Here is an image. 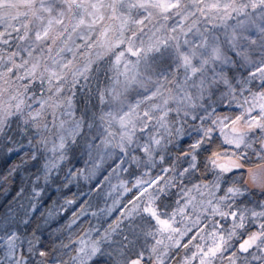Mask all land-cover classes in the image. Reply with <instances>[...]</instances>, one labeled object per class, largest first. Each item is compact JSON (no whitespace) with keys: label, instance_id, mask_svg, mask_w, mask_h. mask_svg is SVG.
<instances>
[{"label":"clouds","instance_id":"obj_1","mask_svg":"<svg viewBox=\"0 0 264 264\" xmlns=\"http://www.w3.org/2000/svg\"><path fill=\"white\" fill-rule=\"evenodd\" d=\"M0 264H264V0H0Z\"/></svg>","mask_w":264,"mask_h":264}]
</instances>
